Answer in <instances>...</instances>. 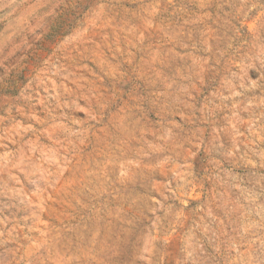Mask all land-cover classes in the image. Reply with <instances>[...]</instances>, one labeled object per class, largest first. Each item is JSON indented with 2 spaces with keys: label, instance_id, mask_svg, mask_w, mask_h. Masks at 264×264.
Listing matches in <instances>:
<instances>
[{
  "label": "rangeland",
  "instance_id": "obj_1",
  "mask_svg": "<svg viewBox=\"0 0 264 264\" xmlns=\"http://www.w3.org/2000/svg\"><path fill=\"white\" fill-rule=\"evenodd\" d=\"M0 264H264V0H0Z\"/></svg>",
  "mask_w": 264,
  "mask_h": 264
}]
</instances>
